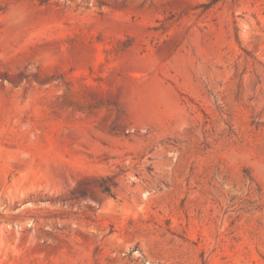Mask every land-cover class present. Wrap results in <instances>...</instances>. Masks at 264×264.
Listing matches in <instances>:
<instances>
[{"label":"rangeland","instance_id":"374dc122","mask_svg":"<svg viewBox=\"0 0 264 264\" xmlns=\"http://www.w3.org/2000/svg\"><path fill=\"white\" fill-rule=\"evenodd\" d=\"M0 0V264H264V0Z\"/></svg>","mask_w":264,"mask_h":264},{"label":"trees","instance_id":"16d2710c","mask_svg":"<svg viewBox=\"0 0 264 264\" xmlns=\"http://www.w3.org/2000/svg\"><path fill=\"white\" fill-rule=\"evenodd\" d=\"M214 2H215V0H212L211 3H210V5L214 4Z\"/></svg>","mask_w":264,"mask_h":264}]
</instances>
